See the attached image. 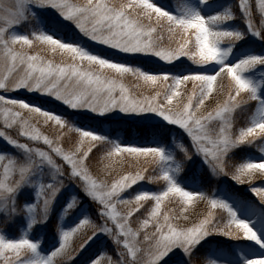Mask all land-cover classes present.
Segmentation results:
<instances>
[{
	"label": "snow or ice",
	"instance_id": "1",
	"mask_svg": "<svg viewBox=\"0 0 264 264\" xmlns=\"http://www.w3.org/2000/svg\"><path fill=\"white\" fill-rule=\"evenodd\" d=\"M105 114L153 138L85 123ZM254 143L264 154V0H0V264H264Z\"/></svg>",
	"mask_w": 264,
	"mask_h": 264
},
{
	"label": "rangeland",
	"instance_id": "2",
	"mask_svg": "<svg viewBox=\"0 0 264 264\" xmlns=\"http://www.w3.org/2000/svg\"><path fill=\"white\" fill-rule=\"evenodd\" d=\"M171 2H173L174 5H176L177 7L180 4V0H171ZM229 2H234V0H229ZM31 29H32V25L31 24L22 25L21 28H20L21 31L31 30ZM84 39L86 40L87 38H84ZM257 50H258V48H257ZM48 55H50V54H48ZM54 59H56L57 61H59L60 57L59 56H56V57H54ZM127 82L129 83V85H131L133 87L135 86V80L132 79L131 77H130V79ZM12 95L19 96V97H23L24 96V92L18 91V92L12 93ZM206 103H207V101H206ZM65 108H67V106H65ZM67 111H69L71 113V112H74V111H84V110L67 109ZM238 114H239V112L236 113V121H237L236 126L237 127L242 126L241 124H238V120H237L238 119ZM93 115H95V114H93ZM105 115L109 116V119L98 120V121H93V123L92 122H88V123H90L93 128H96L98 130H101L105 134H112V133L118 134V137H119V139L121 141H147V140H151L153 138L152 134L148 135L147 137L141 138L139 136L138 131L135 130V126H133V128H131V130L129 132L124 131L123 129L119 128V126L118 127H114L113 129L110 128V125L112 123L115 124V125H117L116 124V121L129 122V124L134 123V122L140 123V122H143V121L132 120V119L119 120L117 118H112L111 117V114H105ZM121 115H123V114H121ZM69 118L71 119V117H69ZM42 130L46 131L50 135L51 134H54V129L49 128L47 126H42ZM69 139H71V138H69V137L66 138L67 141H69ZM72 143H73V140L71 139L68 142V144H66L64 146L65 147H68ZM248 146H250V147H248ZM248 146H245V147L250 151V153H251L252 156L259 157L261 155H264V154H262L260 152V145L259 144L254 143L253 145H248ZM234 160H235L236 163L243 162V157H242L241 154H238L237 157L234 158ZM92 171H93L94 174H99V169H97L96 171H94V170H92ZM259 182H260V180L258 178L257 180L253 181L252 183L259 184ZM142 183H151V182H142ZM133 187H135V186H133ZM217 187H224L228 191H230V192H232V193H234V194H236V195H238V196H240L241 198H244V199H253L254 198V194H251L247 190V188H248V182H245V184L241 185V184H238L237 182H234V181L229 180L228 185H224L222 180L212 179V180L208 181L204 185V189L206 191H208L209 193L213 192ZM158 188H159V185H156V184H152L151 185V189L152 190H156ZM81 195H83V194L81 193ZM255 200H256L257 203H261L259 201V198L258 197H255ZM165 203H166V206L168 208H176L177 207V203L175 201H172V202H167L166 201ZM85 207H90V215H92V217L95 218V208H96V205H95V203H92L90 201V198H89V201L87 203H85ZM204 207H205V205L203 203H201L197 208L191 209L190 212L193 215H198L199 212L201 211V209H203ZM64 220L66 221V220H68V218L65 217ZM62 223H63V221L59 220L57 217H50V221H49V231L58 230V226L60 224H62ZM64 226H71V224L69 222L68 224H64ZM133 226H135V222H134V225ZM9 234H10V236H17V235H19L18 232H12V233H9ZM30 235H31V232H30ZM72 239L73 240H78V235L74 234L73 237H72ZM223 239H228V238L225 237ZM241 239H243V237H241ZM42 247H43V245H42Z\"/></svg>",
	"mask_w": 264,
	"mask_h": 264
},
{
	"label": "trees",
	"instance_id": "3",
	"mask_svg": "<svg viewBox=\"0 0 264 264\" xmlns=\"http://www.w3.org/2000/svg\"><path fill=\"white\" fill-rule=\"evenodd\" d=\"M129 79H130V77L128 78V80ZM250 111L251 110H249L248 112H244V113H240L239 112L238 119H237L238 120V124H241V125L245 124L246 118L250 115ZM67 112H69V111H67ZM88 122H92L93 123V121H85V123H88ZM116 124L117 125L112 123L111 124L112 126L110 125V128L113 129L114 127H118L119 126V128L123 129L124 131L129 132L131 130V128H133V126H135V130L138 131L139 136L141 138L147 137L148 135L152 134V130L146 125L145 122H140V123L134 122V123L129 124V122L116 121ZM76 135L77 134L73 132L70 135L66 136L65 139H64V145L68 144V142L71 139L74 142ZM67 137H69L71 139H69V141H67L66 140ZM248 147H250V146H248ZM89 165H90L91 169L94 170V171L99 169L98 165L96 163V158L95 157H93V159L91 161H89Z\"/></svg>",
	"mask_w": 264,
	"mask_h": 264
}]
</instances>
